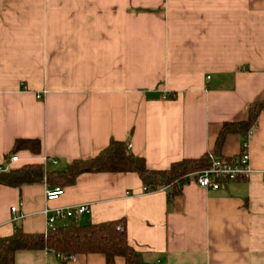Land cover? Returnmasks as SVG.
<instances>
[{"label": "crops", "instance_id": "0c3cea01", "mask_svg": "<svg viewBox=\"0 0 264 264\" xmlns=\"http://www.w3.org/2000/svg\"><path fill=\"white\" fill-rule=\"evenodd\" d=\"M264 101V0H0V169H64L125 141L149 169L214 152L225 123ZM246 146L253 173L217 191L195 179L171 203L135 173H86L49 201V184L0 186V237L45 234L57 209L88 206L65 226L125 219L142 264H264V111ZM52 161H55L52 162ZM12 208H16L12 212ZM15 264H106L20 251ZM116 264H127L122 258Z\"/></svg>", "mask_w": 264, "mask_h": 264}, {"label": "trees", "instance_id": "16d2710c", "mask_svg": "<svg viewBox=\"0 0 264 264\" xmlns=\"http://www.w3.org/2000/svg\"><path fill=\"white\" fill-rule=\"evenodd\" d=\"M264 111V101L249 107L248 119L244 122L225 123L218 135L213 154L223 157L222 149L230 135L245 137L254 128ZM20 151L40 154L41 143L34 139H19L9 156ZM209 154L200 158H187L176 161L163 170L149 169L143 157L135 155L125 141L111 139L109 145L97 156L77 159L62 170L46 168L34 163L8 170L0 169V186L20 188L24 185L46 183L52 187L65 188L75 184L77 178L86 173H135L149 192L168 190V202L182 194L184 185L196 174L210 167ZM46 250L62 261L78 255L101 254L106 264H116L122 258L127 264H142V254L128 241L125 219L81 224L77 220L57 227L47 234H29L20 226H15L12 235L0 237V264H15L20 251Z\"/></svg>", "mask_w": 264, "mask_h": 264}, {"label": "built area", "instance_id": "2783aa9c", "mask_svg": "<svg viewBox=\"0 0 264 264\" xmlns=\"http://www.w3.org/2000/svg\"><path fill=\"white\" fill-rule=\"evenodd\" d=\"M252 132L253 128L249 131V134H252ZM209 158L211 162L210 167L198 172L195 178L196 183L204 189L217 191L223 188L226 183L246 179L253 173L250 164V154L246 146H244L239 155L232 158H220L215 156L213 153L209 154ZM18 161L19 157L17 155H12L8 163L6 162L5 167L2 169L8 170L12 164ZM52 162L55 163V161ZM63 194L64 188L55 187L46 192V197L49 201H54ZM15 211L16 208H12V212ZM86 211H88L87 205L57 209L53 215L47 217V231L45 234L57 228L56 222L58 220L65 219L67 217L76 218ZM70 259L72 260L74 257H71Z\"/></svg>", "mask_w": 264, "mask_h": 264}]
</instances>
